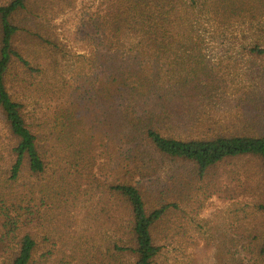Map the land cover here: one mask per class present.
I'll list each match as a JSON object with an SVG mask.
<instances>
[{
  "label": "trees",
  "instance_id": "obj_1",
  "mask_svg": "<svg viewBox=\"0 0 264 264\" xmlns=\"http://www.w3.org/2000/svg\"><path fill=\"white\" fill-rule=\"evenodd\" d=\"M41 2L0 0V264H46L56 236L49 225L40 235L33 229L46 219L40 204L55 207L66 240L71 211L88 195L104 200L111 229L85 264H162L168 243L160 226L181 205L152 202L141 180L166 160L190 164L204 180L236 158L257 160L264 178V127L211 126L200 137L177 129L205 119L190 111L197 98H224L228 89L204 64L208 54L221 48L252 67L264 60V0H103L90 16L104 34L97 39L105 51L92 54L106 65L97 72L86 53L64 62L61 45L35 29L73 0ZM253 207L264 213V202Z\"/></svg>",
  "mask_w": 264,
  "mask_h": 264
},
{
  "label": "rangeland",
  "instance_id": "obj_2",
  "mask_svg": "<svg viewBox=\"0 0 264 264\" xmlns=\"http://www.w3.org/2000/svg\"><path fill=\"white\" fill-rule=\"evenodd\" d=\"M102 2L73 0L70 7L49 14L47 21L35 29L61 45L68 54L64 62L76 64L79 55L86 53V60L94 71H98L97 67L105 69L100 55L97 60L92 56L105 51L97 39L99 35L104 37L103 31L98 35L90 26V16L101 10ZM37 3L42 2L37 0ZM21 35V41L26 44L27 33L21 32ZM218 51L217 57L208 54L204 64L210 72H215L220 84L225 81L228 89L224 98L221 95L212 98L214 92L208 100L202 95L191 104L190 111L196 108L194 114L199 113L205 119L196 127L177 128L184 135L200 137L199 134L211 126L233 132H256L264 127V113L259 111L264 110V60L255 61L256 66L252 67L248 65L249 57L236 63L234 52L230 56L221 48ZM46 99L43 104H54ZM104 174L105 180L110 178L106 170ZM141 183L152 202L156 201L155 196H162L177 199L181 205L173 209L160 226L164 242L168 243L162 264H176V260L185 264H236L238 260L244 264H261L264 255L258 251L264 247V213L257 211L253 204L264 202V178L257 160L230 159L214 167L204 180H199L190 164L166 160L161 171ZM103 203L101 196H84L82 203L71 211L72 228L70 234L65 235L66 240L62 239L55 207L40 204L46 219L36 226L37 219L33 229L40 235L49 225L56 236L48 245L57 251L46 264H63L64 257L70 259L67 264H85V256L91 261L96 239L111 229L101 213ZM237 208L242 210L239 212ZM88 239L91 242L86 245ZM255 258L258 262H254Z\"/></svg>",
  "mask_w": 264,
  "mask_h": 264
}]
</instances>
